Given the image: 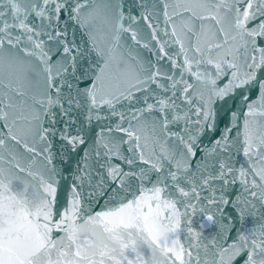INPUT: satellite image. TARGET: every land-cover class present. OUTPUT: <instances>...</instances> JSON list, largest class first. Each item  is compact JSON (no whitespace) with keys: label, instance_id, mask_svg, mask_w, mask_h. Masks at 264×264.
Segmentation results:
<instances>
[{"label":"water","instance_id":"95a60500","mask_svg":"<svg viewBox=\"0 0 264 264\" xmlns=\"http://www.w3.org/2000/svg\"><path fill=\"white\" fill-rule=\"evenodd\" d=\"M17 2L21 7L32 2L43 7L42 0ZM57 3L63 5L58 14L52 11ZM195 3L196 0H113L114 7L123 12L120 23L129 29L120 33L119 45L114 48L111 26L93 19L98 0H50L43 18L30 15V26L53 34L51 41L47 35L38 37L46 42L45 50H51L53 75L60 63H67L62 60L65 41L75 45V69L69 66L68 72L54 81L60 89L58 95L56 87L48 89L42 74L31 72L20 77L8 70L0 71V112L7 114L6 119H0V139H4L0 168L5 169L15 190L27 189L29 197L37 201L43 198L44 187L54 182L55 209L60 214L72 202L75 188L82 216L95 215L116 206L122 197L132 199L136 194L140 182L135 179L130 181L128 192H113L116 185L108 176L112 168L137 174L143 171L146 188L152 187L157 176L167 177L168 191L181 201L177 208L181 213L187 212L181 217L177 235L185 249V264H228L233 251L230 246L239 247L241 235L247 236L264 226V179L258 175H264V96L259 86L264 81V71L257 72V81L233 88L223 99L217 98L215 92L228 85L233 71L240 78L249 71L247 65L254 53L250 45L247 49L241 46V37L233 27L237 0H199L202 7H195ZM222 3L225 6L218 9L216 6ZM77 4L83 5L79 22L73 11ZM0 11L6 13L5 21L13 23L6 0ZM212 16L221 19V23L217 24ZM57 32L64 35L56 37ZM12 34L18 35L19 31L13 30ZM93 41L98 49L120 59L119 64L110 65L111 82L103 99L120 96L129 89L131 99L121 97L113 100L114 107H109L100 103L98 95V106L94 107L83 95L77 96L78 90L83 93L91 86L89 77L98 70L97 66H104V58L93 50ZM260 43L264 46V40ZM217 44L221 47L217 48ZM21 47L30 50L31 44L24 40L11 51L17 52ZM20 55L26 64L39 63L34 57ZM255 55L259 58L258 52ZM185 56L191 61L192 72H199L203 79L197 80L184 71ZM209 60L213 63L209 64ZM225 61L234 63L236 68H229ZM216 63L222 67L219 74ZM84 71L88 77L80 78ZM157 72L156 82L143 86L146 90L132 87ZM173 81L178 82L175 89L170 87ZM183 81L193 85L187 94L183 93ZM70 96L79 104L69 105ZM159 100L166 105L175 101V106L166 107L161 113ZM148 104L153 105L151 111ZM199 109L214 113L208 122L211 127L203 121L202 111L197 115ZM197 120L201 123L197 124ZM10 135H15L20 143L10 139ZM65 137H78L84 142L77 141L73 146ZM188 143L193 144L195 156L186 153ZM249 143L252 147L246 154ZM127 159L133 163L129 165ZM153 164L159 172L152 169ZM170 172L176 173L175 181ZM175 184L189 196L175 192ZM188 205H195V212ZM76 222L83 225V231L92 230L82 220ZM62 235L54 233L57 237ZM224 248L229 251L223 252ZM141 255L147 259L150 253ZM157 258L167 264L158 253ZM232 264H242V258L236 257Z\"/></svg>","mask_w":264,"mask_h":264},{"label":"snow or ice","instance_id":"6c2138e0","mask_svg":"<svg viewBox=\"0 0 264 264\" xmlns=\"http://www.w3.org/2000/svg\"><path fill=\"white\" fill-rule=\"evenodd\" d=\"M6 2L10 6L13 23L9 24L5 21L6 13L0 11V23L3 25L0 27V71L8 70L20 77H26L31 72L42 74L48 89L51 90L56 87L54 81L58 77L64 76L68 72L69 66L75 69L76 57L72 55L75 45L70 46L66 41L63 42L62 60H66L67 63H60V67L53 75V57L49 54L51 50L46 51V42L43 39H38L42 35H47L48 40L51 41L53 34L41 33L27 23L28 17L33 14L35 17L43 18L50 0H42L43 7L36 2L25 7H21L17 0H6ZM240 3L241 0H237L233 27L241 37V46L247 49L250 45L254 54L251 56V63L247 65L249 71L244 74L243 78L238 77L237 73L233 71L228 85L215 92V96L219 99L227 96L233 88L257 81V72L264 71V46L260 43L261 40H264V0H242V7ZM3 4L4 0H0V6ZM194 6L202 7L203 5L199 3V0H196ZM224 6L222 3L216 7L219 9ZM62 7V4L57 3L52 11L58 14ZM82 7L83 5L77 4L73 9L77 13L78 22ZM165 14L167 15V13ZM129 18L135 19V17ZM200 18L207 19L208 17ZM48 19L51 20V16ZM93 19L111 26L113 48L119 45L120 33L129 31L120 23L123 20V12L118 6L114 7L113 0H98ZM211 19L216 20L217 24L221 23V19H218L217 16H212ZM13 30H18L19 34L13 35ZM221 32H223L222 28ZM55 35L60 37L64 34L57 32ZM132 39L136 40L135 32L132 33ZM24 40L31 44L30 50L21 47L17 52L11 51V49H17ZM225 43H227V39ZM5 44L8 45V50H5ZM144 46L147 47V45ZM216 47L219 48L221 45L217 44ZM93 50L97 51L98 56L104 58V66H97L98 70L89 77L91 86L85 88L83 93L78 90L77 96L83 95L94 107L98 106V95L101 96L100 103H106L109 107H114L113 100L119 101L121 97L131 99L130 89L126 93L121 92L120 96L114 95L112 99H103V94L111 82L110 65L119 64L120 59L98 49L94 41ZM58 51L60 50L58 49ZM196 51L200 50L197 48ZM257 52L259 58L255 55ZM20 53H23L24 57L36 58L39 63L35 66L26 64ZM69 57H71L70 60H68ZM196 63L199 64L200 61ZM208 63L212 64L213 61L209 60ZM225 63H228L229 68H236L234 63L227 61ZM184 65V71L191 73L197 80L203 79L199 72H192V64L187 56H185ZM215 68L218 74L222 72L220 63H216ZM158 74V72L153 73L144 80H138L132 87L137 91L146 90V87L143 86H147L149 82L155 83ZM85 77H88L87 71L80 74V78ZM168 79L172 78L168 77ZM177 83V81H173L170 87L175 89ZM183 83L185 85L183 93L187 94L193 85L187 81H183ZM212 83L215 84V81ZM259 86L261 94L264 96V81H260ZM69 87L71 86L69 85ZM59 91V87H56L57 95ZM52 103L53 101L49 97V106ZM67 103L78 105L79 101L70 96ZM158 103L161 106L159 109L161 113H164L166 107L175 106V101L168 105L164 100H159ZM147 108L151 111L153 105L148 104ZM201 111L206 126L211 127L212 125L208 122L211 121L214 113L211 109H199L198 116ZM6 118L7 114L0 112V119ZM121 118L123 119V116ZM136 118L133 116V119ZM167 123L165 117L164 127H167ZM196 123L200 124L201 121L197 120ZM128 135L132 137L133 133L129 131ZM41 138L43 139V136ZM65 138L73 146L77 141L84 142L78 137ZM10 139L20 143L15 135H10ZM190 139H193L194 142V138ZM181 143H184L182 137ZM3 145L4 139H0V146ZM25 147L27 146L25 145ZM251 147L252 145L249 143L245 148L246 154ZM185 148L188 156H195L192 143L185 144ZM28 150L34 151V149ZM126 163L131 165L133 161L127 159ZM177 167H180L179 162ZM223 168L222 164L221 169ZM152 169L156 172L160 171L155 164L152 165ZM243 174L241 171V176ZM258 175L264 179V175L260 173ZM108 176L116 185L113 189L114 193L128 192L132 187L130 181L133 179L139 181L140 186L136 190V194H133L132 199L122 197L114 207H106L96 212L95 215L82 216L79 194L76 193L75 188H73L72 202L69 207L64 209L63 214H60L55 209L56 187L54 182L48 183L44 187L43 198L37 201L29 197L27 189L15 190L5 169L0 168V264H161L157 253L166 258L167 264H177V262L185 264V249L183 245L179 244L177 235L180 231L181 217L187 215V212L181 213L177 208V204L181 201L168 191L167 177L157 176L152 187L146 188L143 184V171L137 174L136 172H124L120 168H112L109 170ZM169 176L173 181L176 180V173L170 172ZM174 191L178 192L180 196H189V192L179 184H175ZM195 191L193 188L192 192ZM103 194L104 192L101 190V195ZM188 207H191L195 212V205H188ZM77 219L82 220L83 224L91 225L92 230L90 232L83 231V225L77 224ZM208 219L211 220L212 217L209 216ZM57 232L64 233V235L54 236V233ZM230 247L233 251L229 255L228 264H232L236 257L242 258V264H264V226H261L259 231L252 230L247 236L241 235L239 247L235 244ZM222 251L228 252L229 249L224 248ZM141 252L146 255L150 253V255L145 259ZM187 255L191 256V252H188Z\"/></svg>","mask_w":264,"mask_h":264}]
</instances>
